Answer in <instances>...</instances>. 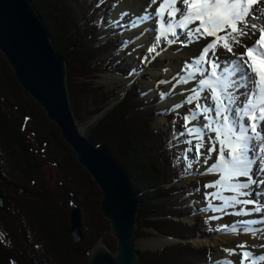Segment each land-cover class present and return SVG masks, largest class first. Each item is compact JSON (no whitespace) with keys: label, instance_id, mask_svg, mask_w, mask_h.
Instances as JSON below:
<instances>
[{"label":"trees","instance_id":"1","mask_svg":"<svg viewBox=\"0 0 264 264\" xmlns=\"http://www.w3.org/2000/svg\"><path fill=\"white\" fill-rule=\"evenodd\" d=\"M31 1L52 44L65 58L70 104L78 123L83 122L82 94L77 87L96 71L93 62L116 50L122 41L117 35L101 33L113 1ZM98 90L101 94L95 110L100 111L111 93ZM160 96L158 92L145 101L135 86L129 88L84 134L96 145L105 144L131 179L139 200L135 233L148 228L179 239L161 249L138 252L136 264H206L211 248L183 240L207 230V219L199 216L194 222H184L181 218L194 206L187 203L181 208L170 203L175 193H190L198 182H179L189 170L179 158L185 140L180 115L167 113L162 127L152 126ZM44 163L54 165L53 183L45 177ZM0 194L4 202L0 209V264H87L90 249L100 242L115 251L95 182L77 163L57 126L19 86L1 53ZM73 206L81 212L83 238L79 243L69 234Z\"/></svg>","mask_w":264,"mask_h":264},{"label":"bare ground","instance_id":"2","mask_svg":"<svg viewBox=\"0 0 264 264\" xmlns=\"http://www.w3.org/2000/svg\"><path fill=\"white\" fill-rule=\"evenodd\" d=\"M196 2V0H189V3ZM230 3H236L242 7H255L256 2L253 5H247L245 0H229ZM33 4V3H32ZM182 4V0H119L116 6L111 12L112 19L121 18L122 16H127L128 24H131L130 29L126 31V34L129 36L130 41L133 40L136 44L143 45L145 52L144 53V63L146 69L151 72L153 76H158L160 73L165 76L167 79H171V75L175 76L181 81L180 83H188L194 90V95L204 98V106H215L216 99L213 97L211 87L202 89L199 80L201 78L209 79L212 83V86H216V81L228 77V68L231 65H228V68H225L223 73H218L217 77H212L211 72L215 71V67L211 63L210 57L213 53H216L220 57V63L224 64L226 60L231 59L233 53H240L242 50L248 51L250 46L253 52L259 48L258 44L255 42V37L245 41L246 46L235 45L233 41L232 29L230 26L221 25L219 27L207 26L208 31H212L213 35H207L205 26H201V21L193 20L188 24V29L195 30L200 28L199 33H194L191 37V43L187 42V30L181 26L180 21L183 19L176 13L178 7ZM185 8V14H187V6L183 5ZM264 13V9H261L259 12L252 13L253 16L258 17ZM150 16L151 19L144 20L143 23H138V19L143 16ZM131 17V21H130ZM132 21H135L133 23ZM120 23L123 24L122 21ZM230 23H235L236 27L239 28L240 24L237 21H230ZM120 26V25H118ZM257 27L261 30H264V24L257 20ZM165 29H168L165 32ZM175 31L178 35L173 36L171 33ZM256 36V35H255ZM241 39H244L243 37ZM155 41V43H154ZM228 44L229 47L233 48V53H229L228 50L224 47L225 44ZM212 45L209 48L208 54L205 56V59L201 61V71L199 73L195 72L194 64L195 60L199 59L200 56H204V49L209 45ZM154 49V50H150ZM192 58V59H191ZM239 57H237L238 59ZM247 61V69L251 76L254 78V74L251 71V66ZM179 61H184V68L179 69ZM234 62V61H233ZM107 80V76L104 77ZM167 95L165 99L159 104L158 111H166L168 107H177L180 103L179 96L175 88L171 87L167 83ZM142 92L149 94L150 88L148 82H143ZM254 91L248 94L247 99L243 95L239 97L241 103L247 104L249 100H252L257 97L259 91L256 88L255 80L253 82ZM207 90L210 91V95L214 98V101L210 103L208 101L210 98L207 97ZM232 92H237V88L233 87ZM241 94L244 93V89H239ZM217 94L220 98L224 99V89L223 87L217 88ZM144 95V94H143ZM192 95V96H194ZM201 100V99H198ZM207 101V103H205ZM225 104L227 101L225 100ZM157 112V109H156ZM196 116L197 119L193 120L192 117ZM215 112L211 113H202L197 114L193 113L190 117V128H196L197 133H193V137L196 140V143H203L204 147L201 149V153H207L206 146L210 145V148L215 145L216 151L211 152L207 155H200L197 159L198 168L203 172H208L212 175H215V183H211V188L209 186L206 189L205 196L206 198L201 201L204 203L205 212L209 213L216 218L218 224L217 228L214 231L207 233L206 235L200 236L198 240L195 239L196 243L204 244L210 243L214 244L219 242V240L224 241L227 247H229L227 252H222L221 255L215 257L217 264H263L264 263V223H261V220H264V203H259L255 199L256 196L264 195V183H255L250 189L242 190L241 192H234L230 189V185L240 182H246L247 178L238 177L227 182H220V176L222 175L221 166H220V149L221 144L216 140L217 129H220L222 132H226L227 129L224 128L222 120L217 122L215 120ZM259 117V116H258ZM163 119V118H162ZM165 119V118H164ZM248 122V120H247ZM210 127L206 130H200V125H208ZM249 123V122H248ZM264 124V121H261ZM225 137L222 134L220 139L223 140ZM211 141V143H209ZM229 146L224 148V151L227 158L230 159L231 146L234 145V141L231 140L229 136L228 140ZM256 159H260L256 157ZM202 161L201 165L199 162ZM260 168H264V162L260 163ZM254 179L257 181H264V173L254 171ZM251 191L254 195L249 197L246 192ZM235 196L236 200L239 203H236L232 200V197ZM244 201H248L245 203ZM261 209L260 212H256V209ZM193 239V240H194ZM167 241V240H166ZM165 240H160L158 238L150 241L149 245H161ZM251 247V251H249ZM253 253H258L255 259L252 258Z\"/></svg>","mask_w":264,"mask_h":264},{"label":"water","instance_id":"3","mask_svg":"<svg viewBox=\"0 0 264 264\" xmlns=\"http://www.w3.org/2000/svg\"><path fill=\"white\" fill-rule=\"evenodd\" d=\"M0 53L19 86L55 123L77 163L87 171L100 191L99 207L108 221L116 248L112 251L103 242L94 245L87 264H136L138 252L131 241L139 200L131 179L105 144H94L80 129L70 104L65 58L52 44L50 32L31 0H0ZM3 208L0 194V209ZM69 234L73 242L82 241L81 212L77 206L70 211ZM193 239L189 240L195 245ZM173 241L178 240L168 237L163 246Z\"/></svg>","mask_w":264,"mask_h":264},{"label":"snow or ice","instance_id":"4","mask_svg":"<svg viewBox=\"0 0 264 264\" xmlns=\"http://www.w3.org/2000/svg\"><path fill=\"white\" fill-rule=\"evenodd\" d=\"M153 2H155V0H153ZM183 5L187 6V14H185V8ZM261 9H264V0H257L256 6L252 8L242 7L236 3H230L229 0H196V2L193 3H189V0H182L181 6L177 8L176 13L173 15L178 14L183 18L180 21V24L186 29H188V24L193 20L201 21V26H205L207 35H213L212 31L207 30V26H230L232 29L234 44L246 46L245 41L254 38L256 35L255 29L257 20L264 24V13L258 17L252 15V13L259 12ZM149 19H151L150 16H143L138 19V23H143L144 20ZM230 21L239 22V28L236 27L235 23H230ZM167 31L168 29H165V32ZM199 31V27L195 30L188 29L186 33L187 42H193L191 39L192 35L194 33H199ZM171 34L173 36L178 35L175 31ZM242 37L244 39H241ZM260 41L264 42V31L260 34ZM211 47L212 45L210 44L204 49L205 55L200 56L199 59L195 60L193 66L195 72L199 73L201 71V68L199 67L201 61L205 59V56L208 54L209 48ZM224 47L229 53H233V48L229 47L227 43ZM243 55L244 54L241 53H233L231 59H228L224 64H221L220 57L216 53H213L210 59L216 70L211 72V76L217 77L218 73H223L224 69L228 68V65H231V67L228 68V77L217 80L215 87L212 86L209 79L201 78L199 80L202 89L211 87L213 97H215L217 101L214 107L211 105L206 106L202 109V112L211 113L214 111L215 120L217 122L222 120L224 128L227 129L226 132H222L220 129L216 130V140L221 144L220 166L222 171L220 180L217 183L222 181L227 182L238 177L247 178L246 182H237L229 186L234 192L248 190L255 183H264V181L255 180L253 175L254 171L264 173V168L259 167L260 163L264 162V124L261 123V121H264V109H262L259 117L254 115L250 117L252 121L251 124L247 122L249 113L253 111L252 101L249 100L247 104H243L239 97L243 95L244 98L247 99L248 94L254 91V78L246 67L247 61L243 59ZM247 56L252 61L251 66L253 69L264 75V60L259 61V67L257 68V57L253 54V50L250 46L248 47ZM237 57L239 58L237 59ZM219 87H223L224 89L223 100L217 94V88ZM233 87L237 88V92H232ZM239 89H244V93L241 94ZM198 99H202V97L194 95L189 98V102ZM225 100L227 101V104H225ZM205 103H207V101H205ZM192 119L196 120L197 117L194 115ZM210 126V123L208 125H200V130H206ZM193 133L198 134V130L196 128H189V134ZM222 134L225 137L223 140L220 139ZM229 136L231 137V140L235 142L234 145L231 146L230 159L227 158L224 151V148L229 146ZM188 143L191 144L192 141H188ZM209 143H211V141H209ZM203 147V143H196L194 145L196 154L193 157L194 159L198 158L200 155H207L216 151V147L213 145L208 149L207 153H201ZM187 151L191 153L193 152V148H188ZM256 157H259L260 159H256ZM189 167H191V164H189ZM246 194L249 197H253L254 195L251 191H247ZM255 199L259 203H264V195L256 196ZM232 200L239 203L235 196L232 197ZM244 202L247 203L248 201ZM260 211L261 209H256V212ZM249 251H251V247H249ZM257 255L259 254L253 253L252 258L255 259Z\"/></svg>","mask_w":264,"mask_h":264},{"label":"rangeland","instance_id":"5","mask_svg":"<svg viewBox=\"0 0 264 264\" xmlns=\"http://www.w3.org/2000/svg\"><path fill=\"white\" fill-rule=\"evenodd\" d=\"M115 5L118 3L119 0H114ZM113 7V9H115ZM112 9V10H113ZM111 10V12H113ZM112 14L110 13L109 21L105 23V27L102 29V34L105 35L107 33H111L114 30H118L121 27L123 30L121 31L122 36L125 38V42H123L122 46L118 49H114L111 51V53H105L102 56H99L94 62H93V68L96 70L91 77L85 80H81L80 86L77 87L78 93L82 94L81 99L83 101V108H82V115L84 117L83 122H79L78 125L80 129L85 133L86 129L90 126H92L98 118H100L107 109L113 105L129 88H133L134 86L141 89L144 86L142 83L148 82V86L150 88L149 94L143 93L148 98H153L155 92L162 93L161 98L159 99V102L157 104V113L158 117L155 118V120L152 122L153 127L159 128L163 126L164 122L166 121L165 114L169 111H179L181 114L180 121L183 125L184 132L186 134L185 137V143H184V154L180 155V158H185L188 167L189 164H191L190 171L186 174L184 177V180H179L181 183H188L192 181L194 178H198L199 187L197 189H194L190 193H187V190L178 191L175 193L176 196L171 198L170 203L174 205H178L181 208H185L184 206L187 203H191L192 205L196 206V210L193 216H195V219L202 214H205L209 220H210V227L204 232L205 234L200 233L198 235H206L207 233L214 231L215 228H217L218 224L215 221L216 218L210 215L209 213L205 212L203 209L205 208L204 203H201L206 196L205 192L207 187L209 186V189L211 188V183H215L214 180L216 178L215 175H212L210 171L203 172L199 170L197 159L193 158L195 154V148L194 145L196 144V140L194 139L192 134H189V122L190 117L193 113L202 114V109L204 106V98L201 100H191L189 102V98L194 95V90L188 83H180L181 81L175 76V74L171 75V79L165 78L163 74H159L158 76H153L149 70L146 69V65L144 63V53L145 49L143 45L136 44L133 40L130 41L129 36L126 34L127 29L131 27V24H128V17L122 16L121 18L115 19ZM91 18V16H90ZM120 21L123 22L120 23ZM131 21V17H130ZM135 23V21H132ZM120 25V26H118ZM130 25V27H129ZM128 29V30H129ZM243 48H241L240 53L243 54ZM211 58V57H210ZM192 59V58H191ZM235 62V61H234ZM184 61H179V69L184 68ZM143 73L146 74L144 78L141 76ZM107 76V80L104 79V77ZM85 83V84H83ZM175 88L177 91V94L180 99V103L177 107H168L166 111H158L159 104L165 99L167 95V86L168 84ZM142 86V87H141ZM99 88H102L103 92L111 93L110 99L108 101V104L103 106L100 111L95 110L96 108V100L100 99L101 91L98 90ZM91 89H94L93 91ZM207 97L210 99L208 100ZM206 100L213 102L214 98L211 97L210 91L207 90L206 93ZM216 103V102H215ZM173 113V112H170ZM163 118V119H162ZM165 118V119H164ZM48 119V118H47ZM49 120V119H48ZM50 121V120H49ZM52 122V121H50ZM53 123V122H52ZM55 124V123H54ZM58 128V127H57ZM59 130V129H58ZM188 141H192L191 144L188 143ZM188 148H193V152H188ZM206 150L210 149V145L205 147ZM227 150H225L226 152ZM187 157V158H186ZM201 165L203 164L202 161L199 162ZM44 173L45 177L50 183H53L54 176H55V168L54 165L49 163H44ZM89 175V174H88ZM92 179V178H91ZM98 188V187H97ZM186 219L189 221L195 220L194 217L185 215ZM208 218H206L208 220ZM107 221V220H106ZM108 223V221H107ZM136 227V226H135ZM196 236V240L200 236ZM162 239L165 240V242L161 245H149L150 241L154 239ZM115 240V239H114ZM167 240V241H166ZM168 242V238L164 237L163 235L159 234L158 232H154L148 228H142L141 232L139 234H136L134 232V235L132 237V247L136 252H142L144 250H154L157 249L164 244ZM195 242V239L193 240ZM197 246H209L211 248L212 256L210 255V260L206 264H217L215 257L222 254V252H227L226 250L229 249V247L226 246L224 241L219 240V242L210 244V243H196ZM194 245V246H195ZM264 264V263H263Z\"/></svg>","mask_w":264,"mask_h":264}]
</instances>
